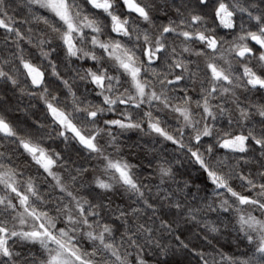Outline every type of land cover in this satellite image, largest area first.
Returning a JSON list of instances; mask_svg holds the SVG:
<instances>
[{
	"label": "snow or ice",
	"instance_id": "obj_1",
	"mask_svg": "<svg viewBox=\"0 0 264 264\" xmlns=\"http://www.w3.org/2000/svg\"><path fill=\"white\" fill-rule=\"evenodd\" d=\"M0 264H264V0H0Z\"/></svg>",
	"mask_w": 264,
	"mask_h": 264
},
{
	"label": "trees",
	"instance_id": "obj_2",
	"mask_svg": "<svg viewBox=\"0 0 264 264\" xmlns=\"http://www.w3.org/2000/svg\"><path fill=\"white\" fill-rule=\"evenodd\" d=\"M132 136V139H136V134H130Z\"/></svg>",
	"mask_w": 264,
	"mask_h": 264
}]
</instances>
